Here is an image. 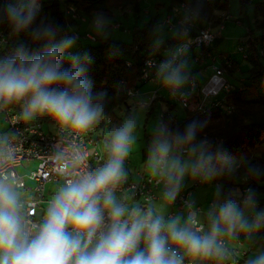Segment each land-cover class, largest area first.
<instances>
[{"label":"clouds","instance_id":"9594fccd","mask_svg":"<svg viewBox=\"0 0 264 264\" xmlns=\"http://www.w3.org/2000/svg\"><path fill=\"white\" fill-rule=\"evenodd\" d=\"M39 11L40 0H6L3 6L10 36L28 32L37 47L32 50L18 42L0 55V112L18 105L17 122L29 123L41 117L54 122L66 142L49 160L56 175L64 179L42 222L33 224L30 216L35 198L25 199L22 179L12 176L16 148L7 133L0 134V264H184L186 258L220 261L230 255L223 238L237 239L242 233L245 239L253 240L254 234L264 229V210H257L251 188L242 200L234 198L239 193L220 200L217 190V199L205 213L207 229L191 202L186 204V215L165 219L162 209L176 200L184 177L210 181L217 163L223 160L207 141L196 140L203 124L194 122L183 133L158 125L146 170L162 186L161 208L130 203L132 190L117 194L129 179L124 165L136 145L134 114L110 129L100 166L85 163L79 150L81 134L102 121L106 94L92 92L84 74L91 63L87 54H68L71 67H63L61 58L74 47L76 37L57 40L60 29L43 20L37 23ZM109 23L103 13L96 14L93 30L105 34ZM6 44L0 40V48ZM185 66L184 62L166 60L158 66L157 74L165 86L177 90L187 82ZM81 167L84 171H79ZM250 173L258 171L253 168ZM245 264H264V251L249 256Z\"/></svg>","mask_w":264,"mask_h":264},{"label":"trees","instance_id":"16d2710c","mask_svg":"<svg viewBox=\"0 0 264 264\" xmlns=\"http://www.w3.org/2000/svg\"><path fill=\"white\" fill-rule=\"evenodd\" d=\"M168 1V9L185 4L188 10L182 6L181 8L194 15L195 25L185 30L183 26L176 25L181 16L172 21L168 15L162 23H158L157 16H154L142 26H133L130 42L115 41L97 35L95 40H91L85 38L87 31L81 34L79 29L73 33V36L79 35L77 40L81 37L90 40L91 43L86 45L81 54V56L87 54L91 58V63L86 65L84 74L91 83L93 94L101 92L106 94L102 121L94 127L97 138L103 143L110 129L121 126L124 119L131 115L132 106L128 103L130 97L127 91L138 90L147 82L141 78L146 58L153 53L163 54L175 48L182 38H191L206 21L215 23L216 26L221 24L224 17L219 14L228 11L230 0ZM249 1L240 0V3L244 6ZM5 3L6 0H0V32L10 35V27L3 19L2 9ZM68 7L75 9L78 13L76 17L66 12ZM114 11H120L123 15L130 12L139 14L140 0H41L37 23L43 20L45 24L58 27L59 40L67 34L68 26L80 27L88 22L92 15L99 13L114 19ZM254 12L258 18L255 21V28L246 34L247 53L244 56L250 62L249 68L242 69L237 61L230 58L229 65L224 63V58L220 62L232 89L228 92L222 91L213 105H207L203 110L185 109L187 114L182 119L170 114L173 106L168 104L167 109L163 111L162 121L170 130H179L181 133L194 122L198 125L203 124L204 127L198 129L196 140L207 141L212 152L223 158L217 163V172L212 178L220 185L222 193L229 195L235 187L248 186L255 192L258 205L264 206V64L259 60V54L264 49V0L254 3ZM168 17L169 22H166ZM112 23L116 24L115 21ZM157 23L161 29L176 28L175 34L157 44L153 43ZM216 40L217 36L212 43ZM18 42L24 43L32 50L37 47L30 34L25 32L16 38L9 36L6 46L0 49V55L7 54ZM198 51L211 52V46L200 48ZM61 59L64 68L71 67L67 54ZM182 59L183 57L181 61ZM158 99L162 97L157 95L149 107L154 106ZM10 108L20 111L18 105ZM120 110H123V115H119ZM44 118L48 119L41 117L38 120ZM236 158L239 160L232 165ZM253 168L258 174L250 173V169ZM262 234L264 231L259 234L260 238Z\"/></svg>","mask_w":264,"mask_h":264},{"label":"rangeland","instance_id":"374dc122","mask_svg":"<svg viewBox=\"0 0 264 264\" xmlns=\"http://www.w3.org/2000/svg\"><path fill=\"white\" fill-rule=\"evenodd\" d=\"M41 1V0H40ZM260 1V0H250L249 2H246L244 6L241 5L240 0H230L229 1V9L226 11L227 18L224 19L222 22L224 27L221 29L220 33L217 35L218 40H216L214 43H212L211 46V52L216 55V60H213L211 57H206L205 61L203 63L197 62L194 57L191 58V61L189 64H185L184 72L187 75L188 73H194L195 78L197 82L199 83V86L204 85L206 83L208 77L211 73V65L216 63L220 64L221 59H227L231 58L239 63L242 69L246 70L250 66L249 60H247L244 55L247 53V39L248 36L246 35L249 30H253L255 28V21L258 18L254 12V3ZM168 0H140V8L141 11L139 14H135L133 12L128 13V15H123L120 13V11H114V19L108 18L110 23L105 29V34H97L93 30L92 21L94 20L95 15H92L88 22L82 24L80 27L76 26H68V32L65 36H73V33L75 30L79 29L80 33L82 32L91 33L93 35L97 36H105L115 41H123V42H130L132 37V29L134 25L142 26L145 22L152 19L154 16H157V21L164 22L165 18L170 15L172 21L174 19L178 18L180 15L186 14V11L180 7V5H175L171 9H168ZM120 10V9H119ZM128 11V10H126ZM113 21H115L116 24L113 25ZM155 27V36L152 40L153 43L157 44L160 41H163L165 38L173 36L176 32V28H165L161 29L160 25ZM196 20L193 22V26L195 25ZM201 26H210L214 31H217L219 28L216 26L215 23H212L210 21H206L202 23ZM216 26V28H214ZM1 30V28H0ZM64 37V36H63ZM62 37V38H63ZM190 38H182L180 42H184L185 40H189ZM88 43H91L88 39H83L81 37L80 40L76 39V43L72 49L69 50L68 54H79L81 55L84 51L86 45ZM200 48L193 46L190 49H188L185 54L187 58L190 56L191 53H193L194 50H198ZM200 52V51H199ZM196 53V54H197ZM194 54V53H193ZM185 60V58H184ZM259 60L264 64V49H262L261 53L259 54ZM245 73V72H244ZM241 74V73H240ZM239 74V75H240ZM243 76V74H242ZM153 81H156L153 83ZM150 89L151 96L153 94L158 95L159 97H162V99H158L154 106L152 107H140L135 104L136 100H139L143 103H148L146 101H143L142 98L139 96L137 99H134V97L129 98L128 103L132 106L131 115H135L136 117V129H135V135H136V145L133 146V150L130 154V156L125 161L124 168L129 173V177H132L133 179H136L137 172L141 173H147L146 165L144 166L145 161L142 159V154L144 153L146 159L148 156V150L149 147L155 138L156 135V129L158 125H160V114L167 109L168 104L172 105L173 108L170 111V114L172 116H176L178 119H182L186 114L187 111L184 107L181 106L180 102L176 98V92L180 90L187 89L186 84L180 88L177 89L176 92H171L170 88L165 86L160 79V77L157 74V77L153 80L147 81L143 86L140 87V92H143L145 90ZM123 115V110L119 111V115ZM130 115V116H131ZM127 118L124 119V121ZM37 121H39L37 119ZM39 122H41L42 127L45 131L49 132H55L56 126L54 125V122L50 120L49 118L41 119ZM8 127V124L6 122V117L4 112H0V132L3 133L6 128ZM100 151L103 153L102 149ZM239 159L236 158L233 160L232 165H234ZM18 170L21 173L28 172L29 170H25L22 166L18 167ZM200 180V179H195ZM190 176L186 175L182 181V187L187 188L188 185H191L193 181ZM202 182L198 187V190H209L208 192H205L208 195L207 203L206 204H199L195 201L197 205L200 206V211L206 212L207 209L212 205L217 197L216 193L217 190L220 192L219 199L223 200L225 198V195L222 193L221 188L216 185V182H214L213 179L207 182ZM28 183H30L28 181ZM207 183V184H205ZM192 186V185H191ZM181 187V188H182ZM197 188L193 187L191 189V192ZM237 187L231 190V193H238ZM24 192V197H26L29 193L26 191ZM191 200V198H190ZM136 202L140 205L143 204L144 201L142 199H136ZM156 207V206H155ZM158 208V207H156ZM257 210H264V206H258ZM45 211V208H39L38 209V216H41V214ZM163 214L165 216V219H168L170 217H174L177 215L184 216L187 214L186 210H176V208H172V206H166V209H162ZM46 213V212H45ZM45 213L42 215L44 217ZM173 213V216H170V214ZM201 220L205 223V229H207L208 224L205 215L200 214ZM264 231V229H261L259 232L254 234V239L244 240V245H239L234 241V239H229L227 237L224 238L227 248L230 251V255L227 256V258L217 261V260H197L192 261L188 258L185 259L184 264H239V255L240 253H243V251H247V258L249 257V254L252 253H259L260 250L264 251V241H259L256 244V238L257 236ZM143 247V245H141Z\"/></svg>","mask_w":264,"mask_h":264},{"label":"built area","instance_id":"2783aa9c","mask_svg":"<svg viewBox=\"0 0 264 264\" xmlns=\"http://www.w3.org/2000/svg\"><path fill=\"white\" fill-rule=\"evenodd\" d=\"M181 6L188 10L185 4H182ZM66 9V12L72 14L73 17L77 16L78 13L73 7H68ZM219 15L222 18L224 17V19L227 18V13L225 11L221 12ZM169 19L170 18L168 17L166 22H169ZM83 20H85V17H83ZM194 20V15L188 11L184 16H181L177 20L176 25L183 26L185 30H187L189 27L193 26ZM217 27L219 28L217 31H214L210 26L199 27L196 33L189 40L178 43L175 48L163 54H151L148 58H146L142 66V80H153L158 66L166 60L174 59L175 63H180L185 52L191 47L196 46L199 48H205L210 46L224 25L221 23ZM9 36V33L5 34L0 32V40H5L8 43ZM74 36L76 39L79 38V35L77 34ZM85 38L91 40L96 39L95 35L91 33H86ZM214 56L210 52H198L193 57L197 62L203 63L206 57H211L213 60H216L217 56L213 58ZM230 62L229 58L224 59L225 64L229 65ZM187 77V89L176 92L177 90L170 88L171 92H176L177 100L185 109L203 110V108L207 105H213L214 100L222 91L228 92L232 89V85L227 80L224 70L220 64L214 63L211 65L210 76L208 77L206 83L202 86H199L194 73L187 74ZM136 92L137 90L135 89H129L127 91V95L132 98L135 96ZM156 96V94H153L148 103L137 102L136 105L140 107H148L150 102ZM225 108L230 109V107ZM4 113L8 124V138L12 146L16 148V160L13 165L15 171L11 174L13 177H20L22 179L21 187L23 191L29 193L25 199L30 200L33 197L35 198L32 207L33 214L30 216V219L33 224H39L42 222V215L46 212L48 203L52 199V196L60 184L63 183L64 179L63 177L56 175L49 157L52 156L55 149L64 144L66 140L59 133L57 127L55 132L45 131L41 122L37 120L29 123H24L23 121L17 122L16 117L19 114L18 111L10 108ZM162 115L163 112L160 114V124H164L162 121ZM81 135L83 143L79 150L84 154L85 163L90 167H95L91 161V157L102 163L104 159V154L100 151V149H102V145L94 132V128ZM73 144H80V141H73ZM90 145L94 146V150L92 152ZM71 150L75 151L76 149L73 148ZM19 166H22L25 170L29 171L21 173L18 170ZM79 171H84V168L81 167ZM137 174L139 179H128V182L123 184L121 188L118 189L117 194L120 195L121 193H127L129 190H132L130 194L133 195V200L142 199L146 204L160 198L162 186L158 184L154 178L149 177L148 174L141 172H137ZM28 181L30 183H28ZM199 183L200 180H195L191 187L180 190L176 200L171 204V206L177 207L178 209H186L187 212L188 210L186 204L191 202L193 210L198 212L200 210V206L192 199L190 200V194L191 189L198 186ZM248 188L250 187L244 186L243 188H240V194L234 198L242 200ZM39 208H45V211L41 214V216H38ZM173 215V213L170 214V216ZM261 239L264 240V234L261 235ZM244 240L247 239H245L242 233L239 234L237 239H234V241L239 245H244ZM247 253V251L240 253L239 264H245V261L247 260Z\"/></svg>","mask_w":264,"mask_h":264},{"label":"crops","instance_id":"0c3cea01","mask_svg":"<svg viewBox=\"0 0 264 264\" xmlns=\"http://www.w3.org/2000/svg\"><path fill=\"white\" fill-rule=\"evenodd\" d=\"M181 7V6H180ZM180 16H182V15H180ZM179 16V17H180ZM178 17V18H179ZM214 28H216V26L214 27ZM199 52V51H198ZM193 53L194 54H196L197 53V50H194L193 51ZM193 53H191L190 54V56L187 58L185 55L183 56V59H182V61L181 62H184L185 64H189L190 63V61H191V58L193 57ZM213 56H214V54L212 53V52H210ZM216 56V55H215ZM215 56L213 57V58H215ZM184 58H185V60H184ZM231 59V58H230ZM157 77V71H156V73H155V78ZM156 81H153V83H155ZM140 97V98H142L143 99V101H146V102H148L149 101V99H150V96H151V91H150V89H148V90H145V91H143V92H140V90H137V92H136V94H135V96H134V99H137V97ZM137 102H141V101H139V100H136L135 101V104L137 103ZM166 110V109H165ZM8 128V127H7ZM6 128V130L3 132V133H7L8 134V129ZM0 134H2L1 132H0ZM100 141V143H101V145H102V148H103V142L101 141V140H99ZM90 149H91V152L94 150V146L93 145H90ZM142 159L145 161V163H144V166L146 165V161H147V159H146V157H145V155H144V153L142 154ZM91 161H92V163L94 164V166L95 167H98V166H100V164H101V162H99V161H97V160H95L93 157H91ZM146 167V166H145ZM145 173V172H144ZM145 174H147V173H145ZM136 176H137V178L136 179H133L132 177H129V179H132V180H138L139 179V177H138V174H136ZM194 183V181L192 182V184ZM202 182H200L199 183V185L201 184ZM191 184V185H192ZM205 184H207V183H205ZM191 185H188V187L187 188H189V187H191ZM198 185V186H199ZM216 185L218 186V187H220V185H218L217 183H216ZM197 186V188L195 189V190H193L192 192H191V194H190V198L193 200V201H196V202H198L199 204H201V203H203V204H206L207 203V199H206V197L208 198V195L209 194H206L205 192H208L209 190H206V191H203V190H198L199 189V187ZM187 188H185V189H187ZM182 189H184L183 187L181 188V190ZM238 191V193L240 194V188H236ZM225 195V194H224ZM227 195H225V197H226ZM130 203H134V204H137V205H139L137 202H136V199H134V200H132V201H130ZM212 203V202H211ZM140 207H143V208H147V207H149V206H153V207H158V208H161V200H160V198H158V199H156V200H153L152 202H150L149 204H140L139 205ZM259 205L257 204V207H258ZM261 207V206H260ZM172 208H174L173 206H172ZM176 208V210L178 211V210H186V209H178L177 207H175ZM163 209H166V207H164ZM200 214H203V215H205V213L206 212H204L203 210L202 211H200L199 212ZM203 222V221H202ZM204 223V222H203ZM205 224V223H204ZM256 240V244L259 242V241H264V240H262L260 237H259V235L257 236V238L255 239ZM260 251H262V249L260 250ZM254 254H257L256 252L255 253H250L249 254V256H251V255H254ZM227 258V257H226Z\"/></svg>","mask_w":264,"mask_h":264}]
</instances>
